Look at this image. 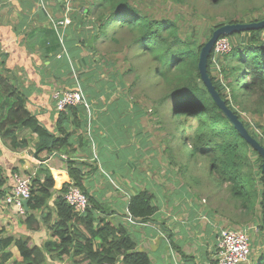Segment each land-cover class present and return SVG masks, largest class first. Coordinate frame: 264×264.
<instances>
[{"label":"trees","instance_id":"trees-1","mask_svg":"<svg viewBox=\"0 0 264 264\" xmlns=\"http://www.w3.org/2000/svg\"><path fill=\"white\" fill-rule=\"evenodd\" d=\"M170 1L183 11L182 15L151 14L138 7V3L145 5L144 0H77L76 6L83 9L78 22L75 14L72 16L74 36H64L65 51H62L53 30L46 31L52 33L53 37H49V46H40L43 59H48L49 52H52L53 58H58V75L48 69L47 73L53 74L50 76L57 90L76 89L77 83H81L93 108L90 131L87 129L88 119L83 105H69L62 111L54 106L57 113L55 128L49 130L30 111L28 98L18 90L15 82L2 74L5 71L12 76V70L9 71L3 65L6 56L0 53V90L13 100L5 118L0 122L3 141L11 149H16L18 142L14 128L29 129L40 139L41 144L37 149L44 146L49 152H55L54 157L64 160L67 175L60 186L52 168L48 166H42L39 174L33 175L25 218L20 219L17 227V231L23 235L15 237L12 234H0V264H7L12 259L11 246L17 247L20 257L11 264H60L62 261L67 264L153 263L148 252L139 247L128 227L113 219L110 202H102L86 190L84 177L98 174L101 167L102 173L107 174L113 167V154L108 157L105 153L107 148H115L112 137L103 136L98 129L96 121L103 105L98 98L90 96L92 90L88 86L91 81L104 83L100 90L110 92L115 97L112 104L115 111L113 117H125L129 110L132 116L135 110L133 125H137L140 117V113L136 114L137 104L131 101L130 96L134 81L131 84L125 82L126 74L137 68L129 64L126 71H121L119 65H115V60H108L104 64L96 45L103 37L116 43L122 40L125 44L120 51L124 47H132L136 56L145 58L148 78L159 88L160 95L152 100L150 114L156 124L154 136L157 138L152 148L159 155L160 161L144 164L145 160H142L137 161L138 165L145 169L148 167L151 171L163 168L178 183L179 179L182 182V178L187 180L180 184L189 190L194 191L195 186L203 187L204 190L209 189V186L224 190L234 207L229 217L230 223L253 229L261 221L260 229L264 231L262 157L241 137L214 102L197 68L200 49L217 27L225 23L259 21L264 19V15L247 21L230 15L224 22L212 24L206 11L225 0ZM39 9L43 11L41 7ZM192 18L197 21L192 22ZM184 22L187 24L184 25ZM108 23L114 25L113 31H107ZM263 32L264 28H261L221 36L230 39L235 35L242 38L248 35V39L231 43L230 50L220 55L223 82L211 74L214 50L208 58L207 70L227 107L238 115L249 134L264 147V139L241 116L242 111L253 112L260 120H264ZM91 36L93 43L88 46L87 38ZM82 50L87 52L84 58L80 56ZM91 64H95V67L92 68ZM13 77H16L14 72ZM139 77V73H136L135 80ZM104 102H107V98ZM172 118L178 121L174 122ZM257 126L264 130V126ZM122 130L120 141L125 145L124 150L132 152L134 148L126 146L130 124ZM137 134L139 139L142 138L140 131ZM142 140V145L148 142L145 138ZM74 147L82 151L83 159L69 157ZM64 154H67L66 158L62 157ZM132 162L128 164L129 168L130 165L134 168ZM2 184L0 172V186ZM70 185L78 187L88 196L89 206L82 214L76 212L64 199ZM107 186L114 189L116 184L113 186L109 183ZM135 191L127 196L126 215L137 223L152 220L159 209L155 191L149 184ZM2 194L4 192L0 190V197ZM209 208L218 220L220 211ZM43 231L45 239L41 241ZM258 264H264V253L258 256Z\"/></svg>","mask_w":264,"mask_h":264},{"label":"crops","instance_id":"crops-1","mask_svg":"<svg viewBox=\"0 0 264 264\" xmlns=\"http://www.w3.org/2000/svg\"><path fill=\"white\" fill-rule=\"evenodd\" d=\"M40 2H43V8ZM77 4L78 2L72 1V7L69 10V0H0V53L6 56L3 65L8 70L11 69L16 77L5 71H2V74L15 82L18 90L22 91L28 98L27 106L30 111L37 115L49 130L55 128L57 118L52 99V93L57 87L50 75H58L56 68L58 58H53L52 52H49L48 59H43V49L40 46H49L48 41L53 37L52 33L46 32L47 30H53L59 43H61L60 40L63 41L66 34H68V37L73 38L74 32L71 23L54 29L49 17L62 20L75 14L78 22L81 17L80 11L83 8H78ZM77 33H79L78 29ZM84 35L85 32L82 33V36ZM88 40L89 38H87ZM86 54L85 50L80 51L82 58ZM91 67H95V64H91ZM47 69L52 71L53 74L47 73ZM76 80L78 81L77 78ZM96 84L98 85L96 86ZM103 84L91 81L88 87H91L92 90L90 96L98 98L100 104L103 105L96 121L98 129L102 131L103 136L112 137L115 144V148L106 149L107 153L105 154L108 157L113 154L111 158H114L113 167L107 173L118 182L119 188H123L126 193L116 191L115 196H109L106 192H109L112 188L107 186L100 172L84 177L87 193L96 196L98 200L109 197L108 203L110 202L109 205L114 212L113 219L116 222H123L128 227L130 233L138 241L139 247L151 254L152 264H160L161 260L165 261L162 264H197L192 258L200 259L198 264H213L215 262L213 260L215 237L219 227L223 228L222 225L218 224L219 222L212 215L210 208L193 201L189 197L190 195H186L187 200L176 199V194L187 189L183 188L182 185L177 186V189H179L177 192L172 191L173 198L170 201L171 194L168 192L166 184L173 186L174 184L177 185L178 181L172 177L170 178L163 168L157 171H151L148 167L146 169L141 168V166H139L140 171H136L131 165V168H129L128 164L132 159L142 157L138 161L145 160L144 164H146V162L160 161L159 155L154 153L151 145H147L148 142L144 145L141 144L143 136L139 139L137 134L139 130L136 125H133L135 116H130V110L125 113V117L112 116V113H115L112 106L115 97L110 92L100 90ZM77 85L80 84L77 83ZM105 98H107V102H104ZM12 102L13 100L0 90V122L5 118ZM129 124L130 130H128L129 135L126 136L128 138L126 146H129V149L134 148L132 152L131 150L129 152L125 151V145L120 141L123 137V127L125 128ZM14 132L17 135L16 141L18 142V148L16 149H11L3 141L0 134V172L1 178H3L0 190L4 192L0 197V234L9 235L15 232L17 237L23 235L17 231V227H19L20 219L23 220L25 215L20 217L11 206L5 207L3 204L5 194L14 185L12 174L18 173L21 176H24V174L26 176L29 174L36 175L39 174L38 172L42 166H48L52 168V173L57 177L59 186L67 179V175L64 169V160L62 164L52 161V158L56 155L55 152H49L44 146L37 149L41 143L35 133L25 127H16ZM105 146L109 147L107 144ZM139 153L141 155H138ZM81 156H83V153L77 147H74L69 154V157H75L78 160L83 159ZM106 160L104 158L105 162ZM89 161L92 162V160ZM101 168L99 171L102 172ZM147 184L155 191L156 204L159 209L152 220L130 224L126 220L127 215L125 213L127 196L136 193V189ZM101 201L105 202L104 200ZM112 206L114 209H112ZM187 225L192 230L191 234L195 236L191 240H193L192 245L195 246L194 255L196 257L182 253L183 248L190 244L184 238ZM152 232L153 235H151ZM42 234H45V232L43 231Z\"/></svg>","mask_w":264,"mask_h":264},{"label":"rangeland","instance_id":"rangeland-1","mask_svg":"<svg viewBox=\"0 0 264 264\" xmlns=\"http://www.w3.org/2000/svg\"><path fill=\"white\" fill-rule=\"evenodd\" d=\"M72 1L77 2V0H72ZM72 1L69 0V8H70L69 10H71ZM144 3L145 5H142L141 3H138L137 5L141 9L149 11L151 14H154V15H164V14L169 13L170 16H173V14L180 16L183 14V11L182 10L180 11V8L176 6L175 4H173L170 0H144ZM230 15H233L234 18L243 19L244 21L262 16L264 15V0H225L220 5L211 6L209 11H206V16L209 18V21L212 24L222 23ZM71 19L72 17H70V20ZM196 21H197L196 18H192V22H196ZM198 23L201 24V20H199ZM186 24L187 23L184 22V25ZM113 30H114V25L112 23H108L107 31H113ZM263 36H264V32H263ZM221 38H225V37L219 36L216 41H220ZM247 39H248V35L245 38H242L241 36H236V35L232 36L230 39L228 38V40L230 41V44L231 43L236 44L241 40L246 41ZM124 44L125 42L122 40H119V43H116L112 40L107 39V37H103L101 40H99V42L96 43L99 54L101 55V58L104 61V64H106L108 60L112 62L115 60V65H119V68L121 69V71H126L128 69L129 64L137 68L126 74L125 82L127 84L129 83L131 84L134 81L133 82L134 86L132 88L130 96L132 98L131 101L137 104L136 114L140 113V117L138 118L136 128L140 131L141 136H143V138L148 140L147 145H151L153 147L156 144L157 138L154 136V128L156 127L155 126L156 124L153 123V118L150 114L152 112L151 102L154 98L160 95L159 88L156 85L151 83V78H148L149 76L147 75V72L145 71V69L147 68V60L145 58H142L141 55L136 56L135 50L132 47H124V49L120 51V49H122ZM137 46L138 45H136L135 47ZM137 50H139L138 47H137ZM104 58H106L107 60H105ZM220 60H221L220 56L219 57L215 56L214 61H212V65H211V74L215 76V78L223 82ZM11 73L13 74L12 71ZM136 73H139V76H140L137 81L135 80ZM76 74H78V71L76 72ZM75 81L77 82V80ZM53 94L54 93H52V95ZM255 100H258V98L255 97ZM144 111H145L146 117L143 118ZM133 113L135 115V110ZM241 116L243 120H245L246 122H249V124L252 127H254L255 133H259V136H261L264 139V130H262L261 128L257 126V125L264 126V120H260V117L257 116L256 113H253V112L242 111ZM262 118H264V114L262 115ZM172 120L174 122L178 121L177 119L175 121L174 118H172ZM177 134L178 133H176V135ZM65 155L63 157H67V154ZM135 160L138 161L137 158L132 159L133 161L132 165H134V169L136 171H140L138 162ZM52 161L61 163V164L63 163V160L57 157H53ZM100 175L106 181V184L111 183L113 186L116 184V186H114V189H111L112 191L110 190L109 192H106L107 194H109V196L110 195L115 196L116 191H119L121 193L124 192L123 188L119 189L120 185L114 179L110 177V174L108 173L104 174L100 171ZM24 176H26V174H24ZM182 180L183 182L179 179V183L177 185L181 186L180 182L182 184H184V182H187V180L184 181L183 178ZM162 181L164 180L162 179ZM191 183L192 181H190V184ZM177 185L174 184L173 186H170V184H166L167 186L166 188L168 189V192L171 194V195L169 194L170 201H172V198H173L172 191L177 192L179 190L177 189ZM196 189H199V190H196ZM209 189L206 188V190H204L203 187L195 186L194 191L185 189L187 192L182 191L179 194H176L177 196H175V198L187 200V198L185 197L186 195H189V192H190L191 194L189 197L193 201L198 202L200 205H204L205 207L216 208L217 210L220 211V217L218 219V222H219L218 224L222 225V227H226L227 229H240L242 225L238 226L236 224L230 223L229 217L231 216V211L232 209H234V207H233L232 201L229 198L228 194L222 189H219V188L215 189L213 186H209ZM201 190H203L204 192ZM198 191H201V193ZM108 198L109 197H107L106 199L101 198V200L108 202ZM112 209H114L113 206H112ZM18 215H20V217H23L21 214H18ZM14 216H16V214H14ZM260 226H262L261 221L253 229H249L247 231V234L250 240L251 253L246 260L241 261L238 264H258V256L264 253V242H263L264 231L260 229ZM138 230H139V226H138ZM191 231L192 230L190 226L187 225L185 227L186 233L184 234V238L188 240L190 244L189 246L183 248L182 253H184V255L190 254L192 257H196L194 255L195 246L192 245L193 240H191V238H194L195 236L191 234ZM257 231L259 233H257ZM12 235L16 237L15 232L12 233ZM151 235H153V232L151 233ZM44 236L45 234L42 235L41 241L44 240ZM11 250L13 252V257L7 264H11L12 261H18L20 259L18 255L17 247L11 246ZM148 254L151 256L149 252ZM151 259L153 262L152 256H151ZM192 259L197 264L200 262V259H196V258H192ZM162 262H165V261L161 260L160 264H162ZM60 264H67V263L66 261H62V263Z\"/></svg>","mask_w":264,"mask_h":264},{"label":"built area","instance_id":"built-area-1","mask_svg":"<svg viewBox=\"0 0 264 264\" xmlns=\"http://www.w3.org/2000/svg\"><path fill=\"white\" fill-rule=\"evenodd\" d=\"M43 8V2H40ZM70 9V8H69ZM51 25L54 29H57L61 25L70 24V18H63L57 20L49 17ZM224 41V42H223ZM62 50L65 51L63 41L60 40ZM212 61L215 56L219 57L230 50V43L227 38H221L220 41H216L213 47ZM52 99L55 108L62 111L69 105H83L85 112L87 113V129L90 131L91 119L93 116L92 105L87 100L86 95L80 85H77L76 89H64L55 90L53 92ZM33 175L29 174L24 177L18 173H13V188L9 190L4 196V206H11L17 213L24 215L25 207L24 200L30 197L31 192V179ZM64 199L70 206L74 207V210L78 213H84L89 206L88 196L80 190L78 187L70 185L64 194ZM126 220L130 224H136L137 222L131 217L126 216ZM248 227H241L240 229H227L226 227L217 230L214 244L213 260L216 264H238L248 258L251 253L250 240L247 234Z\"/></svg>","mask_w":264,"mask_h":264},{"label":"water","instance_id":"water-1","mask_svg":"<svg viewBox=\"0 0 264 264\" xmlns=\"http://www.w3.org/2000/svg\"><path fill=\"white\" fill-rule=\"evenodd\" d=\"M264 28V19L259 21H251V22H237V23H225L219 27H217L213 32L209 39L203 44L200 49L198 56L197 68L200 74V78L207 88L208 92L212 96L214 102L223 112V114L228 118L230 123L234 126V128L240 133L241 137L262 157V172L264 174V147L259 144V142L253 138L248 130L245 128L242 120L238 118V115L233 112L227 105L225 101L220 97L219 93L215 89L211 77L207 70V62L210 57L214 44L219 36L231 35L233 33L246 31V30H255ZM93 36L89 38L87 41L88 46H92ZM27 205V200H24L25 210Z\"/></svg>","mask_w":264,"mask_h":264}]
</instances>
